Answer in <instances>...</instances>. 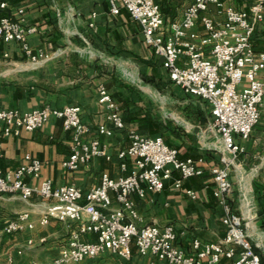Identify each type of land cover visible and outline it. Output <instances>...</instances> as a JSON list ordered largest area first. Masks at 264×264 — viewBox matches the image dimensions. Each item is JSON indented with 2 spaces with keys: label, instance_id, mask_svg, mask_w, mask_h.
Instances as JSON below:
<instances>
[{
  "label": "crops",
  "instance_id": "0c3cea01",
  "mask_svg": "<svg viewBox=\"0 0 264 264\" xmlns=\"http://www.w3.org/2000/svg\"><path fill=\"white\" fill-rule=\"evenodd\" d=\"M223 1L243 9L253 2ZM10 2L24 8L26 21L37 26L29 42L35 51L42 49L47 58L33 65L18 42L0 41V107L27 111L78 104L82 107L83 121L90 126L88 138L99 137L107 144L111 157H96L70 170L63 161L71 153V132L64 129L62 119L52 116L41 128L22 130L20 135H5L4 122L0 120V171L18 168L30 155L42 160L43 165L40 178L28 177L27 182L37 185L41 179L49 178L55 186L75 184L87 191L100 183L103 171L114 178L126 174L119 166L117 152L130 143L128 128L138 131L146 128L141 133L162 136L167 144L179 150L181 158L203 156L207 168L217 162L222 146L211 129L210 104L186 94L178 86L173 91L174 83L161 57L145 43L140 25L127 10L112 13L110 0ZM156 2L169 22L182 18L189 1ZM211 12L221 17L214 5ZM197 29L202 31L201 24ZM252 43L256 51H264V20L257 23ZM100 84L106 85L124 117L125 128L117 129L112 136L97 131L99 124L112 127L99 102ZM155 90L168 94L169 102L163 111L153 102ZM236 140L244 146V151L230 170L233 203L264 264V108L250 137L236 136ZM173 180H168L160 192L147 190L142 197L132 194L138 223H172L178 235L177 243L187 251L191 250L194 238L222 240L226 227L210 173L188 178L182 188H176ZM187 189L195 190L198 198L189 196ZM111 196L112 207L120 209L116 195L111 193ZM51 203L39 196L27 200L18 194L0 193V230L8 219L20 212H31L37 218ZM67 233L64 222L51 219L46 225L37 224L32 229L4 234L0 236V257L5 255V264H26L27 261L32 264L34 260L51 259L58 254ZM30 239L35 245H28ZM83 239L96 240L97 234H84ZM20 248L23 249L21 254L17 252ZM132 251L128 259L107 251L97 258L70 264H173L152 254H140L134 242ZM8 252L13 257L10 262ZM228 262L227 258L223 260V263Z\"/></svg>",
  "mask_w": 264,
  "mask_h": 264
},
{
  "label": "built area",
  "instance_id": "2783aa9c",
  "mask_svg": "<svg viewBox=\"0 0 264 264\" xmlns=\"http://www.w3.org/2000/svg\"><path fill=\"white\" fill-rule=\"evenodd\" d=\"M188 1L182 18L169 22L156 0H110V10H127L140 25L145 43L161 57L172 82L186 94L210 104L211 129L222 146L217 162L207 168L203 156L181 158L179 150L162 136L128 128L130 143L117 152L119 166L126 174L114 178L103 171L100 183L85 191L75 184L55 186L49 178L37 185L27 182L28 177L40 178L43 165L42 160L27 155V162L18 168L0 171V193L18 194L27 200L39 196L52 203L37 218L28 211L11 217L0 236L46 225L51 219L64 222L68 230L55 257L34 260L32 264L78 263L107 251L128 259L133 242L140 254H152L173 264H263L243 218L235 210L230 170L244 151L236 136L249 138L264 108V51H256L252 43L257 23L264 20V0H253L247 9L227 5L223 0ZM211 5L220 18L211 12ZM24 13V8L10 0H0V41L18 42L30 63L40 64L47 55L42 49L35 51L29 42V36L38 28L26 21ZM198 24L202 31L197 29ZM98 93L112 127L99 124L97 131L112 136L117 129L125 128L123 113L106 85L100 84ZM81 113L78 104L27 111L0 107V120L5 135H20L22 130L41 128L52 116L62 119L64 129L71 132V153L63 165L76 170L93 158L111 157L107 144L99 137L88 138L90 126ZM207 171L215 183L214 194L226 227L222 240L194 238L187 251L177 243L172 223H138L132 194L142 197L147 190L160 192L172 178L173 185L182 188L185 180ZM176 172L178 176L174 177ZM111 193L116 195L120 209L112 207ZM186 193L198 198L193 189ZM87 233L97 234V239H83ZM28 245H35V241L28 240ZM17 252L21 254L23 249ZM7 258L13 260L11 252ZM225 258L228 263H223Z\"/></svg>",
  "mask_w": 264,
  "mask_h": 264
},
{
  "label": "rangeland",
  "instance_id": "374dc122",
  "mask_svg": "<svg viewBox=\"0 0 264 264\" xmlns=\"http://www.w3.org/2000/svg\"><path fill=\"white\" fill-rule=\"evenodd\" d=\"M176 87H177V85H176V84H173L172 89H173V88L175 89ZM177 88H178V87H177ZM174 89H173V91H174ZM168 90H169V89H168ZM169 91H170V90H169ZM169 91H168V93H169ZM153 102L155 103L156 107H157L159 110L163 111L164 108L167 107V103L169 102L168 94L162 92V90H161V91H160V90H155V91H154V95H153ZM35 249H36V248H35ZM6 256H7V254H6ZM28 256H29V255H28ZM28 258H31V257H28ZM6 261H7V260L5 259V255H1V257H0V264H5ZM26 264H29V261H27Z\"/></svg>",
  "mask_w": 264,
  "mask_h": 264
},
{
  "label": "trees",
  "instance_id": "16d2710c",
  "mask_svg": "<svg viewBox=\"0 0 264 264\" xmlns=\"http://www.w3.org/2000/svg\"><path fill=\"white\" fill-rule=\"evenodd\" d=\"M145 129H146V128H139V131L144 133V132H145V131H144ZM148 135H150V134H148ZM259 252H260V251H259Z\"/></svg>",
  "mask_w": 264,
  "mask_h": 264
}]
</instances>
